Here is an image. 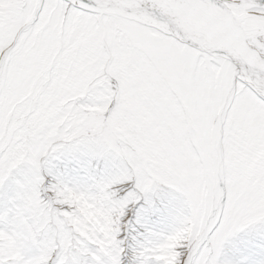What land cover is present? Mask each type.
Segmentation results:
<instances>
[{
    "label": "snow or ice",
    "instance_id": "6c2138e0",
    "mask_svg": "<svg viewBox=\"0 0 264 264\" xmlns=\"http://www.w3.org/2000/svg\"><path fill=\"white\" fill-rule=\"evenodd\" d=\"M0 264H264V0H0Z\"/></svg>",
    "mask_w": 264,
    "mask_h": 264
}]
</instances>
